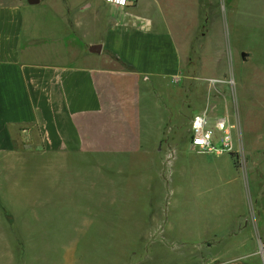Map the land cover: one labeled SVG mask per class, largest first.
<instances>
[{"label":"crops","instance_id":"1","mask_svg":"<svg viewBox=\"0 0 264 264\" xmlns=\"http://www.w3.org/2000/svg\"><path fill=\"white\" fill-rule=\"evenodd\" d=\"M200 2L0 0V230L63 248L54 264H122L108 246L153 248L144 264L204 263L205 245V264H260L240 172L192 145L208 98H188L186 79L219 68L202 49L218 22L204 33L199 11L184 16ZM220 189L231 201L221 211L239 220L225 237L203 238L219 228L203 222ZM176 242L178 261L165 252ZM81 247L93 249L76 255Z\"/></svg>","mask_w":264,"mask_h":264},{"label":"rangeland","instance_id":"2","mask_svg":"<svg viewBox=\"0 0 264 264\" xmlns=\"http://www.w3.org/2000/svg\"><path fill=\"white\" fill-rule=\"evenodd\" d=\"M200 4L202 5L198 8L188 5L184 16L192 15L195 9L199 11V16L203 20L204 33L211 31L212 22L215 20L218 22L219 36L211 39L203 38L202 49L203 52L210 50L209 52L213 55L218 54L219 68L218 74L215 71H206L209 75H217L205 76L204 72L198 77L196 83H190L188 76L186 79L188 98H203V105L208 98L206 106L210 105L209 101L214 102L213 106L217 111L226 115L233 125L234 151L220 156H228L241 174V179L237 178L235 185L236 189L241 185L246 198L247 220L244 222V225L248 226V231L245 229L246 238H249L251 233L264 242V0H201ZM109 11L112 13L111 9ZM212 31L214 32L215 28H212ZM242 52L249 53L246 61L242 60ZM230 81L232 84L228 83ZM220 136L221 133L216 130L217 140ZM221 190L218 191V198L211 199L209 207L204 205L205 211L209 210L211 215L208 216V221L203 222L219 225V228L203 233V238L210 235L218 238L225 237L229 225L239 220V216H234L235 210L233 213L231 207H227L225 213L221 211L225 204L229 206L231 204L229 199L221 197L223 195ZM240 207L244 208V205ZM12 218L10 216L9 222L14 223ZM30 231L26 234L34 232V230ZM43 232L45 233L43 238L54 239V231L44 230ZM20 233L24 232L0 230V264H54L55 255L62 254L63 248H59L60 253L54 254V246L42 245L43 241L40 240L31 241L32 245H25L19 239ZM120 234L125 237L126 232H120ZM75 249L76 255H81L93 248ZM248 249L245 244L241 251ZM116 250L122 253L124 258L122 264H144L141 260L149 255L150 251L153 252L151 247L108 246V257L114 255ZM166 251L167 257L176 261L182 253L178 242L175 245L171 243L170 247L165 248ZM199 253L204 256V263L200 261L196 263L188 258L187 262L180 264H205L212 255V251L206 245L199 249ZM194 254H196L195 249L191 248L187 256ZM256 258L258 260V254ZM259 262L263 263L261 260Z\"/></svg>","mask_w":264,"mask_h":264},{"label":"built area","instance_id":"3","mask_svg":"<svg viewBox=\"0 0 264 264\" xmlns=\"http://www.w3.org/2000/svg\"><path fill=\"white\" fill-rule=\"evenodd\" d=\"M107 4L117 8H129L134 6L137 0H105ZM232 84V82H228ZM233 125L226 115L217 113L215 106H206L201 113L196 115L191 123L192 145L202 154H214L217 156L230 154L234 151L232 137ZM218 130L221 136L215 137ZM258 256L264 263V244L259 245Z\"/></svg>","mask_w":264,"mask_h":264},{"label":"water","instance_id":"4","mask_svg":"<svg viewBox=\"0 0 264 264\" xmlns=\"http://www.w3.org/2000/svg\"><path fill=\"white\" fill-rule=\"evenodd\" d=\"M241 57H242V60L246 61V60L248 59V57H249V53H247V52H242V53H241Z\"/></svg>","mask_w":264,"mask_h":264}]
</instances>
